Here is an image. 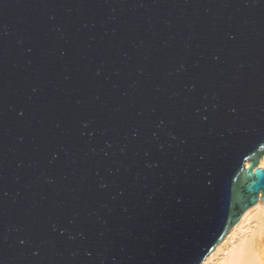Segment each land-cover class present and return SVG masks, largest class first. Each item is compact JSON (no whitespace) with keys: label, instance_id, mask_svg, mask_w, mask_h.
<instances>
[{"label":"water","instance_id":"water-1","mask_svg":"<svg viewBox=\"0 0 264 264\" xmlns=\"http://www.w3.org/2000/svg\"><path fill=\"white\" fill-rule=\"evenodd\" d=\"M261 159L264 0H0V264H200Z\"/></svg>","mask_w":264,"mask_h":264},{"label":"bare ground","instance_id":"bare-ground-1","mask_svg":"<svg viewBox=\"0 0 264 264\" xmlns=\"http://www.w3.org/2000/svg\"><path fill=\"white\" fill-rule=\"evenodd\" d=\"M259 166H264V159L260 160ZM200 264H264L262 200L243 212L240 219Z\"/></svg>","mask_w":264,"mask_h":264},{"label":"snow or ice","instance_id":"snow-or-ice-1","mask_svg":"<svg viewBox=\"0 0 264 264\" xmlns=\"http://www.w3.org/2000/svg\"><path fill=\"white\" fill-rule=\"evenodd\" d=\"M21 243H23V241H21Z\"/></svg>","mask_w":264,"mask_h":264}]
</instances>
